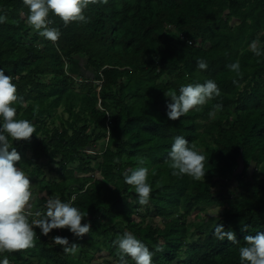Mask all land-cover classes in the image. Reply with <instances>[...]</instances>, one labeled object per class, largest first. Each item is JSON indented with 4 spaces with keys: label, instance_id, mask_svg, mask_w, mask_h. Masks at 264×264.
Returning <instances> with one entry per match:
<instances>
[{
    "label": "trees",
    "instance_id": "obj_1",
    "mask_svg": "<svg viewBox=\"0 0 264 264\" xmlns=\"http://www.w3.org/2000/svg\"><path fill=\"white\" fill-rule=\"evenodd\" d=\"M27 14L23 0H0V67L23 97L18 118L36 126L13 145L39 202L29 219L59 197L87 214L91 231L36 229L35 247L4 254L10 264H119L113 241L124 232L149 247L153 264H240L244 236L264 230V55L249 48L264 44V0H106L85 9L88 23L65 26L50 14L57 42L39 36ZM236 61L240 77L228 68ZM207 79L221 95L168 119L166 96ZM177 135L206 156L199 181L172 175ZM140 166L152 185L147 205L123 179ZM217 223L239 243L218 240ZM55 235L78 251L65 253Z\"/></svg>",
    "mask_w": 264,
    "mask_h": 264
},
{
    "label": "clouds",
    "instance_id": "obj_2",
    "mask_svg": "<svg viewBox=\"0 0 264 264\" xmlns=\"http://www.w3.org/2000/svg\"><path fill=\"white\" fill-rule=\"evenodd\" d=\"M105 2L106 0H23L28 9L27 23L39 36L51 42H57L61 32L58 28L49 27L52 24L50 14L59 17L65 26L72 22L88 23L85 9L90 4ZM5 19V16L0 15V23ZM249 48L257 57L264 55V44L258 40H253ZM196 63L200 70L208 68L204 60H198ZM228 68L237 77L242 76L239 61L231 63ZM233 83L236 84L237 81L233 80ZM178 92L179 94L173 92L166 96L169 98L166 102V116L173 121L187 115L190 110L198 111L201 106L221 95L220 88L213 79H207L203 83L181 85ZM21 104L23 97L18 94L13 77L5 75V69L0 67V264H10L5 253L13 254L35 247L36 229H39L43 236H48L55 229H67L78 238H83L84 234L91 231V222L86 219L87 214L73 206L71 201L65 202L59 197L49 198L45 208L36 211L35 215L39 216V219H29L35 201L33 182L19 166L22 156L13 145L14 142L30 141L36 132V126L31 120L18 118L17 106ZM221 108L220 104L214 105L215 110ZM167 159L174 176L187 175L196 181L205 177L206 156L182 135L174 137ZM148 176L149 169L140 166L129 170L123 177L127 185L134 187L141 205L149 203L152 192ZM230 188L235 192L246 189H236V186ZM227 191L228 188L221 190ZM82 220L85 222L82 223ZM242 231H247V226ZM213 235L220 241L239 243L236 233L233 230L226 231L222 223L216 224ZM243 240L245 244L239 247L240 264H264V230L246 235ZM52 241L62 246L65 253L75 254L78 251L79 246L76 243L70 244L67 236L55 235ZM113 243L119 252V264H128L126 257L131 258L134 264H153V252L134 234L124 232Z\"/></svg>",
    "mask_w": 264,
    "mask_h": 264
},
{
    "label": "rangeland",
    "instance_id": "obj_3",
    "mask_svg": "<svg viewBox=\"0 0 264 264\" xmlns=\"http://www.w3.org/2000/svg\"><path fill=\"white\" fill-rule=\"evenodd\" d=\"M81 73L83 74L84 71L81 70ZM99 84H100V83H99ZM96 151H98V149H97V150L87 149V152H88V153H95ZM34 206H35V207H38V206H39V202H34ZM217 211H218V212H221V209L218 208ZM202 214H203V213H202Z\"/></svg>",
    "mask_w": 264,
    "mask_h": 264
}]
</instances>
